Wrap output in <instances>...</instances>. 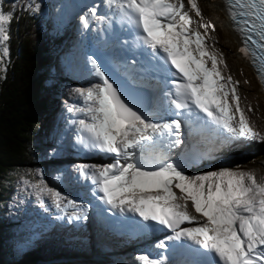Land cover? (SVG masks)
I'll use <instances>...</instances> for the list:
<instances>
[{
    "label": "snow or ice",
    "instance_id": "1",
    "mask_svg": "<svg viewBox=\"0 0 264 264\" xmlns=\"http://www.w3.org/2000/svg\"><path fill=\"white\" fill-rule=\"evenodd\" d=\"M3 2L0 72L6 71L15 11L41 7L36 0H14L5 11ZM224 4L241 37L240 53L264 83V0ZM104 6L107 15H98L97 6L87 8L79 17L81 28L89 29L94 20L111 30L115 22L131 35L124 44L142 57L123 66L140 81L157 80L163 89L155 108L145 109L120 90L96 58L88 57L97 82L69 90L77 102L65 101L66 111L78 119L68 123L76 125L74 146L112 162L76 165L72 179L109 211L138 218L131 222L140 231L170 232L157 245L161 249L167 250V241L181 242L173 243V250L195 252L200 257L195 264H264V173L237 166L189 175L183 157L172 159V150L184 143L185 125L211 142L213 152L264 142V132L250 117L254 109L243 102L239 81L217 47L215 25L205 21L198 0H104ZM18 183L45 211L54 208L56 219L87 218L88 206L51 186L41 170L24 172ZM136 259L166 264L167 256L140 254Z\"/></svg>",
    "mask_w": 264,
    "mask_h": 264
},
{
    "label": "trees",
    "instance_id": "2",
    "mask_svg": "<svg viewBox=\"0 0 264 264\" xmlns=\"http://www.w3.org/2000/svg\"><path fill=\"white\" fill-rule=\"evenodd\" d=\"M36 2L41 6L39 11L28 12L17 8L9 26L10 78L4 86L6 95L0 113V264H50L51 257L65 260L63 264H98V260L110 262L116 257L93 246L90 237L85 234L77 239L67 238L64 244L57 242L56 238H50L51 242H48V237L31 242L27 236L23 235L20 237L22 240H18L12 235L18 226L13 227L10 223L15 218L10 206L21 193L19 177L43 163L46 159L45 150L50 153L55 150L53 147L40 146V123L51 112L50 106L58 100L60 80H65L58 77L50 79L52 65L65 63L58 54L59 48L63 46L62 33L57 24L50 22L51 25L44 27V23H49L52 16L48 12L46 0ZM13 3L14 0H4V10H11ZM239 148L223 152L219 158ZM50 153L47 154L48 158L51 157ZM184 160L185 171L189 175L237 167L222 162L217 167V161L212 159L215 165L206 169L199 161L193 163L188 157ZM248 165L246 169L264 173V159ZM92 256H95L94 260Z\"/></svg>",
    "mask_w": 264,
    "mask_h": 264
},
{
    "label": "rangeland",
    "instance_id": "3",
    "mask_svg": "<svg viewBox=\"0 0 264 264\" xmlns=\"http://www.w3.org/2000/svg\"><path fill=\"white\" fill-rule=\"evenodd\" d=\"M95 2V1H94ZM93 2V3H94ZM47 8L50 16H52L51 19H49V23L45 22L44 27L53 24V22L56 20L58 21L61 18H65V22H69V25H66L64 32H66L70 26L72 21L79 22V17L81 16L79 14L80 11L87 10L88 7L97 6V14L99 15L100 8L105 9L104 1L96 3L95 5H90L89 0H46ZM198 4L200 8L202 9L203 16L205 18V21L211 22L213 25H215V32L212 33L213 36L217 38V47L220 48V50L224 53L226 58V63L228 65V72L234 76L236 80L239 81V92L242 97V100L245 104H250L254 111L250 113L251 120L256 125L259 131L264 132V97L260 91L259 86L257 85V82L247 67L246 63L243 61V58L238 52V47L236 45V41L232 33L226 28L225 23V17H223V14L221 12V8H216L215 6L211 5L207 0H198ZM51 22V24H50ZM92 23V22H91ZM91 25V24H90ZM81 26V24H80ZM225 26V27H224ZM92 27V26H90ZM83 30V29H82ZM77 35L80 33V29L77 28L76 31ZM84 33V32H83ZM81 35V34H80ZM79 35V38H82V36ZM87 37V36H86ZM78 38V36H77ZM76 43V41H75ZM9 44V42H8ZM76 43L74 46H76ZM80 44H78L79 46ZM74 46L71 47V50H74ZM9 47V46H8ZM81 50L80 46L77 49V52L74 51V55L76 53H80ZM64 53V55H67V63L62 64L60 68L58 66L52 65V73L50 74V79H56L61 78L60 71L64 72L66 75L65 80L61 81V86L58 87L60 91L58 92V100L53 105L50 106L51 112H49L41 121L40 123V138L42 139L41 147H47V146H53V148H57L61 145L62 137H64L66 144H63V146H66L67 148H70L72 150L73 156H82L83 153H81L82 148H79L75 145V138H72V133L76 129H73L76 127L74 124L68 123L69 121L78 119V117L73 116V114H70L66 111L65 107V101L68 103H74L77 101H74L72 98L69 97V90L73 87H87L91 83L97 82V79L90 74V65L88 66L85 62L82 61L84 57H79L77 54L76 64L73 66V52L70 53V50H62L60 52ZM82 58V59H81ZM10 53L6 64V71L0 72V113L1 109H3L4 105V99H5V87L9 81L8 78H10V72H9V64H10ZM57 68V69H56ZM78 69V70H77ZM74 72H76L78 75L77 77L72 75ZM80 72V74L78 73ZM69 76V77H68ZM93 79V80H91ZM67 84L65 85V82ZM92 81V82H91ZM49 122L51 123L49 125ZM60 127L59 129H57ZM60 132V133H59ZM66 137V138H65ZM69 138V139H68ZM184 143L176 149L172 150V159L176 160L182 157V155L185 153L184 150H187V143L185 142V138L183 136ZM60 148V147H59ZM79 149V150H78ZM67 149L62 147V149H59V151L55 150L51 152V157L46 158L43 160V163L36 169H39L43 172L45 180L53 187H57L62 193H64L66 196L69 195V191L63 190L61 185V180L64 178L66 180L65 182H69V175L71 170L74 168V166L79 165L80 163H87V162H79L75 161L78 160V158H68L69 155L67 154ZM65 152V153H62ZM223 152H230V150H224L221 151L219 154H215L213 152H209L207 149L200 150L197 153H193L196 157L201 159V164L205 168H209L215 165L214 162H209L207 159H205L206 155H203L205 153H209L211 156L214 157V161H217L216 166L220 167V162L225 163L227 166H240L242 168H247L250 163H253L259 159H264V142L258 143H247L244 146H240L238 151L231 152L228 155L221 156ZM59 156H62L64 160L62 163L57 165H54L55 167L52 168L50 166L51 163L56 162L57 159H59ZM72 159V160H71ZM77 163V164H75ZM73 164V165H72ZM68 169V170H67ZM67 170L65 173L64 171ZM63 172L64 174H62ZM61 176V180H57L56 177ZM58 184L57 186L54 185V183ZM61 187V188H60ZM15 202V203H14ZM14 202L11 203L10 210L14 212L15 218H12L10 220V223L13 227L18 226V231L15 232V234H12L14 238L18 240H22L20 238L21 236H27L29 241L35 242L38 237H45L47 233H52L54 231V228L56 226V223H62V220L56 219V217H51L50 214L57 215L54 208L48 207V210L45 211L44 208L40 206V204L37 201V198L35 196H28L23 191H21L20 196H18ZM46 203H48L46 201ZM31 209V211H30ZM33 210V211H32ZM53 213H50L52 212ZM49 215L52 220L48 216ZM33 217V221H28L29 217ZM32 226V228H30ZM24 227V228H22ZM61 227V224H60ZM77 232H85L86 229L84 226V223H80L79 225H76ZM69 228V227H67ZM89 231V229H88ZM90 233V231H89ZM39 235V236H38ZM122 248V249H120ZM117 249V250H116ZM108 250H114L113 256L117 254H125L126 256L124 258H116L113 261L102 262L101 260H98V264H130V259L136 258V249H129L127 247L123 248V245L119 244V247L115 249H108ZM50 257H48L49 259ZM93 260L95 257L92 258ZM96 261V260H95ZM65 260H54L53 257L49 259L50 264L59 263L63 264ZM97 264V263H95Z\"/></svg>",
    "mask_w": 264,
    "mask_h": 264
},
{
    "label": "bare ground",
    "instance_id": "4",
    "mask_svg": "<svg viewBox=\"0 0 264 264\" xmlns=\"http://www.w3.org/2000/svg\"><path fill=\"white\" fill-rule=\"evenodd\" d=\"M209 3H211V5H213V6H215L216 8H219V6L221 7V2H219V0H207ZM90 2V1H89ZM76 21V20H75ZM95 21H93L92 23H94ZM80 24H81V22L79 21V22H74L71 26H70V28L67 30V37H66V41H68L70 44H71V46H74L76 43H78V44H80L79 46H80V48H81V50H82V52H84V51H86L87 50V46H88V44H87V41H86V36L88 37L90 34H91V28L90 29H87V30H82V28H81V26H80ZM223 24H225L224 22H223ZM225 27V26H224ZM77 28L78 29H80V33L77 35L76 33V31H77ZM84 32V33H83ZM81 34V35H80ZM84 34V37L81 39H77V40H74L75 39V37H79V35L80 36H82ZM69 39H70V41H69ZM74 40V41H73ZM75 41H76V43H75ZM63 45V44H62ZM60 47V46H59ZM75 48H76V46H74ZM69 50H71V48H69ZM75 52H77V49L75 50ZM238 52H239V50H238ZM77 54L78 53H76L75 55H74V52H73V58H74V60H73V66L76 64V59H77ZM78 56L79 57H81L79 54H78ZM82 59V58H81ZM114 61H115V63L114 62H111V61H108V60H106L107 62L105 63V65H106V68H107V72H108V74H109V76H110V78L112 79V77H116L117 79L118 78H125V74L127 73L126 72V70L125 69H123L121 66H119L118 65V60H116V59H113ZM82 61L83 62H85L88 66L90 65L89 63H88V58H84V59H82ZM90 67V69H91V65L89 66ZM78 70V69H77ZM79 74H80V72H78ZM67 75V74H66ZM72 75H74V76H76L77 77V73L76 72H74ZM115 78V79H116ZM91 80H93V79H91ZM114 80V79H113ZM92 82V81H91ZM160 88L159 87H156V86H152L149 90H146L144 87H137V91H138V95H141V96H146L144 99H143V104L141 105V107H143V108H145V109H148L149 107H151L150 108V110L151 109H153V108H155V106H156V103H157V97H158V95H159V92H160ZM149 110V109H148ZM51 123L49 122V125H50ZM60 127H58L57 129H59ZM60 133V132H59ZM205 135H208V134H205ZM66 138V137H65ZM69 139V138H68ZM186 139H187V144L190 146V147H195V146H197V145H199V146H203L208 140L206 139V138H204V137H202L201 135H199V134H196V133H189V132H186ZM62 140H63V142L66 144V141H65V139H64V137H62ZM66 149H67V154L69 155V157L68 158H75V157H77V156H79V155H77V156H73V152H72V150L70 149V148H67L66 147ZM81 153H83L82 154V157L83 158H85V157H88V156H91L90 154H86L85 153V151L82 149L81 150ZM60 157V159H62V156H59ZM64 160H68V159H63L62 161H64ZM72 160V159H71ZM79 162H87V163H90L89 161H86V160H81V161H79ZM75 164H77V163H75ZM81 164V163H80ZM73 165V164H72ZM68 170V169H67ZM67 170H65L64 171V173L67 171ZM62 174H64L63 172H61ZM64 175H66V174H64ZM74 175H75V173L74 172H70V175H69V182L67 183V182H65L66 180H64V178L61 180V187L63 188V190H66V191H69L68 193H69V195H68V197H70V198H72V199H76V195H78L77 194V192L78 191H88V189L89 188H86V187H84V186H82V185H80V184H77L73 179H72V177H74ZM77 200V199H76ZM50 208H52L51 206H49ZM30 211H31V209H30ZM33 211V210H32ZM50 213H53V211L52 212H50ZM44 216H48L49 217V215L47 214V215H44ZM50 216L53 218V217H56L57 215H53V214H50ZM50 218V217H49ZM52 218H50V220H52ZM28 221H33V217L31 216V217H29L28 218ZM63 222L62 223H56V226L55 227H60V224H61V227L62 228H64V229H67V227H74V225H76L77 223L76 222H73V223H68L66 220H62ZM30 228H32V226L30 227ZM90 231V236L92 237V238H94V240H95V231L94 230H89ZM97 234H99V235H103V232H102V230L101 229H98L97 230ZM154 240V239H153ZM96 241V240H95ZM125 240L124 239H121V240H119L118 242H113V243H111V245H104V249H115V248H117V247H119V244H121V245H124V242ZM152 240H146V239H143L142 241H139L138 242V244H139V246H140V248H139V250H138V253H139V255L140 254H143L144 252H145V250H144V248L146 247V245H148L149 246V250H150V256L152 257V258H154L156 255H157V251H155L154 250V248H153V246H152ZM94 244H95V242H93ZM133 248H135V247H133ZM132 249V248H131ZM189 259H190V255H188V256H186L185 257V259H184V261H185V264L186 263H189ZM130 264H139V261H137V259L134 257V258H132V259H130Z\"/></svg>",
    "mask_w": 264,
    "mask_h": 264
},
{
    "label": "water",
    "instance_id": "5",
    "mask_svg": "<svg viewBox=\"0 0 264 264\" xmlns=\"http://www.w3.org/2000/svg\"><path fill=\"white\" fill-rule=\"evenodd\" d=\"M125 92L131 99H133L138 104V94H137V92H136V90L134 88H131V89L128 88V89L125 90Z\"/></svg>",
    "mask_w": 264,
    "mask_h": 264
}]
</instances>
